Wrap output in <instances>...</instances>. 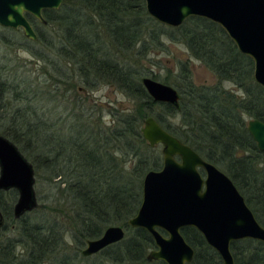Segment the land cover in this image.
Here are the masks:
<instances>
[{"label":"trees","instance_id":"trees-1","mask_svg":"<svg viewBox=\"0 0 264 264\" xmlns=\"http://www.w3.org/2000/svg\"><path fill=\"white\" fill-rule=\"evenodd\" d=\"M26 17L31 23L36 20ZM44 17L47 23L41 28L54 27V35L37 29L36 40L22 36L20 43L43 64L49 82L31 89L28 77L7 75L10 62L0 57V133L29 157L36 173L44 171L50 190L60 195L54 201H62L65 210L68 206L69 215L64 221L42 205L34 216L30 212L14 219L17 191H0V264H166L147 259L155 248L151 235L127 224L141 203L145 173L162 165L159 152L142 137L148 116L223 169L264 226V151L257 149L246 123V118L264 122V87L253 79L252 60L218 24L192 16L179 27H168L148 15L144 0H63L59 9L45 10ZM163 37L186 46L215 77L212 83L197 84L188 59L179 60L162 81L178 90V108L153 101L141 83L150 74L156 79L142 61L152 50H161ZM0 44L14 43L0 36ZM100 82L116 86L133 101L129 109L110 110L107 124L102 113L85 109L87 93ZM76 85L80 94L64 93L73 101L65 110L72 120L62 136L53 134L61 119L51 121L28 104L4 101L14 95L22 102L42 96L51 102L56 91H72ZM175 120H180L178 126ZM108 225H121L124 237L83 256L86 240L99 237ZM8 231L12 233L3 236ZM181 234L194 249L188 264H222L195 228L183 227ZM230 249L235 264H264V244L257 240L233 241Z\"/></svg>","mask_w":264,"mask_h":264},{"label":"water","instance_id":"water-1","mask_svg":"<svg viewBox=\"0 0 264 264\" xmlns=\"http://www.w3.org/2000/svg\"><path fill=\"white\" fill-rule=\"evenodd\" d=\"M62 1L0 0V26L21 29L27 39L36 40L26 14L45 25L44 11L59 9ZM144 4L150 17L168 27H179L192 16L218 24L237 50L252 60L253 79L264 87V0H144ZM141 83L153 101L179 107L180 94L173 86L150 76H143ZM247 131L257 149L264 151V122L249 119ZM141 133L150 147L161 145L162 154L161 168L145 173L141 203L127 221L130 227L143 228L151 235L155 248L148 252V260L190 263L194 249L181 234L183 227L195 228L218 253L222 264H235L230 249L233 241L253 239L264 244V226L228 175L152 116L144 119ZM34 182L32 163L0 133V190L17 191L14 218L37 206ZM3 222L0 212V228ZM124 234L121 225H110L99 237L87 239L81 254L94 255L120 241Z\"/></svg>","mask_w":264,"mask_h":264},{"label":"rangeland","instance_id":"rangeland-1","mask_svg":"<svg viewBox=\"0 0 264 264\" xmlns=\"http://www.w3.org/2000/svg\"><path fill=\"white\" fill-rule=\"evenodd\" d=\"M32 24L35 30L41 29L42 31H45L44 33L53 34L54 27H49L46 30L45 28H41L42 27L41 25L43 24H41L40 22L34 19L32 21ZM21 34H22L21 30L17 29L15 30V32H13L12 30H7L6 28L0 26V36H6L9 41L11 40V42L14 43L11 47L0 44V57L10 62V64L7 66V69H5L6 73L7 75H9V77H12V78L14 77V78L19 79L20 76L28 77L31 80L30 86H29L31 87V89L36 88L37 84L40 86H43V85L45 86L49 82V81H46L48 78V74L45 73L46 69L43 68L42 63H37L34 60V58L30 56L29 52H26L22 48L23 43H20V40L23 39L22 36L24 35L23 34L21 35ZM161 40L163 43L161 50H156V49L152 50L147 55V59L145 61H142L143 68L146 69L147 72L153 73L156 76L157 80L162 82L163 79L168 74V72H170V70L173 71L175 69V66L179 60L182 61V60L188 59L189 66L191 69V76L195 83L197 84L212 83L215 81V77L213 73L210 70H208L201 62H199L198 60H195L189 54V50L186 48V46H184L182 43H179L178 41H175V40L171 41L166 37H163ZM14 45L16 47L12 49ZM226 87L229 89H234V91H236V88L233 86L232 83H227ZM44 89L45 88H40L39 92H43ZM79 90H77V85L72 91H65V89H59V91L55 92L57 94V99L55 101L51 99V102H47L46 99L43 98V96L39 97V99L31 97V99L28 100L27 102H22L18 98L13 99L14 95L11 96L9 100L5 99L4 101L6 102L9 101V103L11 101V104H16V105H18L19 103L28 104L30 105V109H36L39 113L45 112L46 117H48L49 120L51 121L61 119L59 124L58 125L56 124L55 127H53V134L55 136H58V135L62 136V133L64 134L66 133L65 127L69 126V123L72 120V117L71 116L69 117L66 113L67 111H65L66 109L72 106V102H70L71 98L70 100L67 99L64 96V93L66 95L68 94L67 96L72 97L74 95H78ZM86 96H87L86 97L87 108L85 109L88 111V113H93L95 115L102 113L101 118L105 121L106 124L109 123L110 118H111L110 110H113L116 108L117 109H121V108L129 109L133 104V101L129 99L123 92H121L116 86L110 85L107 83L100 82L97 88L94 89L93 91L89 90ZM16 97H18V95ZM22 97L21 99L24 100ZM71 101H73V99ZM155 111L160 112L161 110L158 107H156ZM1 113L2 111H0V116H1ZM77 113L78 112H76V114ZM246 120L248 121L249 119L246 118ZM179 122L180 120L179 121L175 120L173 123L174 125L178 126ZM154 147L156 148V150L159 152L160 156L162 157L161 145H156ZM150 148H153V147H150ZM25 157L28 161H30L29 157L27 156ZM219 169L223 171L226 175H228L223 169L221 168ZM34 177H35V182H34L33 187H34V191H35L36 198H37V206L33 210L30 211L31 213L30 212H26V213H30V216H34V213H35L34 210L36 209L41 210L42 205H45L47 209L53 211L54 214H58L59 218H63V220L65 221V219L69 215L68 210H67L68 206H66V210H65V206L60 207V203L62 201L61 202L54 201V198H60V195H58V193L55 191L56 189L50 190L52 185L49 184L48 180L46 179L44 171L42 170L36 173L34 169ZM58 179L59 178H57V180ZM0 191H4V190H0ZM4 193L6 194L7 191H4ZM3 198L6 199L7 196L5 197L4 195ZM13 226L14 224H12L10 228L12 229ZM11 233L12 231L11 232L8 231L7 234H3V236L4 235L8 236Z\"/></svg>","mask_w":264,"mask_h":264},{"label":"flooded vegetation","instance_id":"flooded-vegetation-1","mask_svg":"<svg viewBox=\"0 0 264 264\" xmlns=\"http://www.w3.org/2000/svg\"><path fill=\"white\" fill-rule=\"evenodd\" d=\"M200 172H201V173H203V171H202V170H200Z\"/></svg>","mask_w":264,"mask_h":264},{"label":"bare ground","instance_id":"bare-ground-1","mask_svg":"<svg viewBox=\"0 0 264 264\" xmlns=\"http://www.w3.org/2000/svg\"><path fill=\"white\" fill-rule=\"evenodd\" d=\"M161 166H162V165H161ZM160 168H161V167H160ZM160 168H159V169H160ZM157 170H158V169H157Z\"/></svg>","mask_w":264,"mask_h":264}]
</instances>
